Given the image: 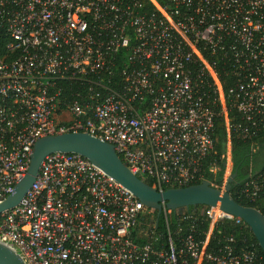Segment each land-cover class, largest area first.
<instances>
[{"label":"built area","instance_id":"2783aa9c","mask_svg":"<svg viewBox=\"0 0 264 264\" xmlns=\"http://www.w3.org/2000/svg\"><path fill=\"white\" fill-rule=\"evenodd\" d=\"M222 117L225 186L232 136L254 152L264 131V0H0V201L37 141L67 132L112 144L157 190L200 184L219 168ZM237 193L263 198L264 170L251 166ZM204 207V241L183 226L196 220L186 207L164 203L160 230L157 211L88 158L56 152L0 215V241L25 264H264L242 219Z\"/></svg>","mask_w":264,"mask_h":264},{"label":"water","instance_id":"95a60500","mask_svg":"<svg viewBox=\"0 0 264 264\" xmlns=\"http://www.w3.org/2000/svg\"><path fill=\"white\" fill-rule=\"evenodd\" d=\"M78 153L107 175L134 193L148 208L157 211L160 223L163 204L171 210L191 206L220 207L228 214L242 219L252 230L264 252V214L257 208L240 204L231 193L237 173H232L225 186L218 187L208 180L183 188L157 190L134 174L121 160L114 146L85 132H67L41 138L35 144L31 164L26 176L16 185L14 193L0 201V215L20 204L34 185L45 158L53 153ZM0 264H25L24 260L7 244L0 241Z\"/></svg>","mask_w":264,"mask_h":264},{"label":"trees","instance_id":"16d2710c","mask_svg":"<svg viewBox=\"0 0 264 264\" xmlns=\"http://www.w3.org/2000/svg\"><path fill=\"white\" fill-rule=\"evenodd\" d=\"M223 82L225 86L227 87L230 83V80L223 76ZM229 116L230 118L237 117L239 118V115L237 114L236 110H233L229 108ZM256 140V150L253 152L252 147L253 144L250 141L243 140L235 135L232 136V162H233V174L237 173V178L234 181V184L232 186V196L242 205L245 206H251V207H259L260 210L264 214V197L261 198L257 203H250L244 200L239 196L237 193L239 187L243 184V182L248 177V171L250 167L252 166L254 168L255 172H260L264 170V131L257 137ZM227 143V131L225 126V118H220L216 123V130H215V150L217 151V158L219 160V168L216 173H207L206 174V180L210 181L212 185L218 186L220 183H222L224 179L225 174V160L221 159V156L223 155L225 151ZM146 183L152 185L153 182L148 180L147 178L144 180ZM202 206H191L187 207L186 210H188V213L196 212L195 218L196 220L183 223L184 227H187L188 225L194 226V235L198 241H204L206 237V233L209 229V221L207 220V217L201 212ZM178 218L179 214L173 213L172 215V230L177 228L178 226ZM159 229H164V218L163 216L160 217V223H159ZM218 230L223 231V233L226 232L230 233L232 231H235L237 233H240L241 229H239V226H233L230 224V222H223L220 224ZM243 232H246L252 240L256 243L259 253L264 258V252L259 246V243L255 236L253 235V232L250 228H246L242 230ZM187 233V231L185 230Z\"/></svg>","mask_w":264,"mask_h":264},{"label":"rangeland","instance_id":"374dc122","mask_svg":"<svg viewBox=\"0 0 264 264\" xmlns=\"http://www.w3.org/2000/svg\"><path fill=\"white\" fill-rule=\"evenodd\" d=\"M230 167H231V169H233V165H232V163H230L229 168H227V170H226V172H227L226 182H227L228 178L231 176V174L233 173V172L230 170ZM229 170L231 171L230 175L228 174V173H229ZM204 208H205V207L202 206L201 211H202Z\"/></svg>","mask_w":264,"mask_h":264}]
</instances>
